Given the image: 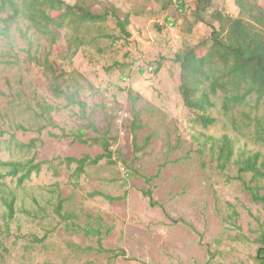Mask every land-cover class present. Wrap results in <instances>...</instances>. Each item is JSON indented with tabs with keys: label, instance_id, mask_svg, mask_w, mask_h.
Masks as SVG:
<instances>
[{
	"label": "rangeland",
	"instance_id": "rangeland-1",
	"mask_svg": "<svg viewBox=\"0 0 264 264\" xmlns=\"http://www.w3.org/2000/svg\"><path fill=\"white\" fill-rule=\"evenodd\" d=\"M64 1L95 13L128 14L131 35L124 37L113 15L104 23H83L84 44L69 60L64 53L72 27L60 30L51 50L47 35L29 20L8 28V14H0V161H48L22 185L0 179V264H256L264 211L237 180L238 167L218 169L208 150L199 153L195 137L228 134L237 153L264 156V141L254 136L264 106L250 100L244 119L241 111L223 112L216 98L215 124H194L181 95L180 66L172 60L187 46L204 54L212 24L225 33L220 18L243 16L237 0H213L202 20L188 7L181 11L177 0ZM245 1L264 8V0ZM50 50L57 83L73 91L77 81L83 108L54 94L44 66ZM158 61L163 67L155 73ZM45 103L53 107L52 122L43 113ZM120 110L128 113L123 126ZM137 112L142 127L135 145ZM80 128L85 138L108 132L116 154L87 163L77 177V163L68 165L67 157L104 153L100 143L75 139ZM39 137L34 148L26 146ZM261 186L264 194V181ZM149 189L151 199L144 193ZM13 196L16 213L9 219L4 198ZM77 227L99 229L100 236ZM99 239L104 249L125 253L99 251Z\"/></svg>",
	"mask_w": 264,
	"mask_h": 264
},
{
	"label": "trees",
	"instance_id": "trees-1",
	"mask_svg": "<svg viewBox=\"0 0 264 264\" xmlns=\"http://www.w3.org/2000/svg\"><path fill=\"white\" fill-rule=\"evenodd\" d=\"M155 2L171 3L172 0H153ZM239 6L244 11L243 16L232 17L230 15L220 18L225 33L221 27L217 28L211 25L212 42L208 45L204 54L197 52L196 47L187 46L183 50L175 53L173 61L180 66V90L184 105L193 114L192 122L208 128L215 124L216 118L211 112L216 108V98L222 99V110L225 113L232 111H241L244 119L249 118L245 110H242L250 100L254 99L257 104L262 103L264 106V8L256 3L245 0H237ZM179 9L184 11L187 7L192 11L196 20H202L201 13L208 11L213 0H196L195 3L188 4L184 0H177ZM167 8L166 5L163 6ZM55 12V14H53ZM58 12V14L56 13ZM7 13V27L11 23L17 22L21 18L29 20L30 26L37 31H41L47 35L51 50L58 44L61 37L62 29L72 27L74 33L69 37L67 52L64 58L72 60L77 54L80 47L84 44V40L80 36L81 25L83 23H99L106 22L110 15H113L117 21V25L123 33L124 37H128L131 33L128 31L129 15L124 18L116 13L106 11L104 13H95L80 4H69L64 0H0V14ZM245 15V16H244ZM168 21V19H166ZM162 28V27H160ZM51 50L44 57V66L50 73L51 88L57 97L63 96L69 103L78 104L81 108L85 103L79 98L81 85L76 81L75 90H63L57 83L59 74L50 61ZM163 67L162 62L158 61L154 69L158 73ZM153 70V68H152ZM74 80L75 77L71 74ZM72 86V85H71ZM53 107L47 103L42 105L43 113L48 114L50 122L51 109ZM135 121L131 124V132L133 142L137 145V130L142 127L137 121L140 113L135 114ZM264 115L256 117L254 136L264 141ZM41 132V129H39ZM108 132L103 133L100 137L85 138L84 129L80 128L73 133L76 140L87 144L100 143L104 149V153L98 154L91 158L85 155L82 158L67 157L65 160L68 165L75 162L77 167L74 174L79 177L85 172L87 163L97 164L105 157H113L116 151L111 147L114 145L107 139ZM40 140L31 139L27 143V147L32 149L36 142ZM200 154L209 151L210 156L216 162V167L221 171L231 169L237 166V180L243 184L244 190L249 194L253 202L261 205L264 211V194L261 192L263 187L261 183L264 181V156L260 151H247L243 149L236 152V140L228 134L219 137L209 135L203 139L196 136ZM48 161L36 162L35 157H31L26 162L23 161H0V179L12 177L17 179L18 185H22L29 180L32 174L39 173L42 164ZM129 174V172H127ZM249 174V179L246 175ZM6 186V183H3ZM13 194L11 191H9ZM150 199L152 198V190L144 191ZM107 198L113 200L115 197ZM4 202L8 208V217L13 219L16 213L15 197L10 199L4 198ZM62 205L59 204L56 212L61 216ZM63 217V216H62ZM76 230L82 229L87 235L94 234L100 236V230L92 227H77ZM99 242V251H106L113 254L114 257L124 254L123 250L118 253L112 249H104ZM256 242L260 244L257 248L255 261L256 264H264V219L260 222L259 236ZM89 249V248H88ZM83 264H91L89 261Z\"/></svg>",
	"mask_w": 264,
	"mask_h": 264
},
{
	"label": "built area",
	"instance_id": "built-area-1",
	"mask_svg": "<svg viewBox=\"0 0 264 264\" xmlns=\"http://www.w3.org/2000/svg\"><path fill=\"white\" fill-rule=\"evenodd\" d=\"M127 118H128V113L124 110H120L117 115V122L119 123V126L120 125L123 126L124 125L123 123L126 121ZM111 148L115 150L114 146H112Z\"/></svg>",
	"mask_w": 264,
	"mask_h": 264
}]
</instances>
